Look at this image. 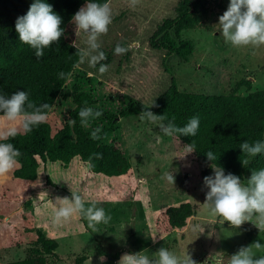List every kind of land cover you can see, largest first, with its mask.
<instances>
[{
  "label": "rangeland",
  "instance_id": "rangeland-1",
  "mask_svg": "<svg viewBox=\"0 0 264 264\" xmlns=\"http://www.w3.org/2000/svg\"><path fill=\"white\" fill-rule=\"evenodd\" d=\"M179 1L139 0L135 7L130 6V0L109 1L112 23L99 41L101 50L110 52L108 71L100 74L98 65L90 68L87 63L74 68L45 122L53 133L62 127L75 106L74 87L80 86L97 107L114 117L115 130L106 134L105 142L122 151L130 169L120 177L95 175L74 158L66 167L60 162L41 163L33 181L15 178L18 166L0 176V263L33 259L39 264L32 252L40 248L37 229L53 241V254L45 256L47 264H76L82 256L86 258L83 264H101V255L106 257L104 264H118L125 253L148 250L151 257L162 247L177 255L188 251L196 264H227L228 257L241 247L257 241L264 245V232L253 224L245 222L238 229L203 205L208 191L204 178L214 175L212 167L193 153L187 155L185 145L163 135L158 124L139 119L144 108L151 111L154 101L170 86L172 76L178 89L187 93L247 96L264 90V46L235 48L221 36L219 17L230 0H204L208 12L203 28L182 33V38L194 45L188 62L150 48L157 28L176 16ZM68 31L72 44L85 46L86 36L83 32L76 35L74 23ZM117 45L126 51L116 54ZM244 80L250 82L249 90L245 85L237 87ZM129 99L140 112L122 116ZM260 168H264V153L250 157L241 181ZM170 172L175 184L163 178ZM71 190L84 197L85 207L95 204L104 208L112 217L110 223L98 225L97 233L79 214L54 224L56 198H71ZM184 204L192 206L195 215L183 228L173 229L168 212ZM194 225H199L198 231H193ZM253 251L257 257L264 256V248Z\"/></svg>",
  "mask_w": 264,
  "mask_h": 264
},
{
  "label": "trees",
  "instance_id": "trees-1",
  "mask_svg": "<svg viewBox=\"0 0 264 264\" xmlns=\"http://www.w3.org/2000/svg\"><path fill=\"white\" fill-rule=\"evenodd\" d=\"M109 1L44 0L62 18L61 27L65 34L58 43L44 49L43 58L37 59L35 50L20 42L15 30L17 18L27 13L34 0H0V92L11 96L17 91H26L37 106L53 105L68 79H60L58 73H72L78 59L75 56L77 49L68 40V27L73 16L89 2L102 4ZM175 12L174 18L165 19L157 28L150 38L149 46L164 52L166 57H176L186 63L194 53V45L192 41L183 39L182 33L203 28L208 11L204 0H180ZM103 52L106 60L101 63L108 64L110 52ZM241 85H245L248 90L251 88L248 80L241 81L237 87ZM73 102L75 106L68 112L67 121L56 132L53 133L51 126L43 122L30 132L23 131L3 141L14 144L21 153L18 167L13 172L15 178L33 181L38 177L41 163L60 162L66 167L74 158L86 164L91 174L120 177L128 172L130 165L122 151L105 142L106 134L115 130L114 117L97 107L91 96L78 85L74 87ZM153 104L156 105L151 108L154 114H166L169 120L175 117L177 126L182 127L190 118L198 116L200 127L195 137H174L184 145L194 141L193 155L209 164V168L215 164L222 167L225 174L232 173L240 179L244 177L247 163L243 164V161H248L250 156L243 154L240 145L263 141L264 90L247 96L187 93L178 89L172 76L170 86ZM85 106L102 111L103 115L95 119L98 122L96 125L81 126L78 113ZM138 112L136 103L129 99L128 107L121 111V115L130 116ZM70 119L75 123L70 124ZM97 127L101 128L100 139L94 140L91 132ZM208 151L214 153L215 161L207 159ZM94 154H100L102 158L97 159ZM193 215L194 208L189 204L171 208L168 212L169 225L173 229H181ZM36 235L40 248H34L33 255L39 259V264H47L45 256L53 254V241L39 229ZM85 260L82 256L76 259V264H83ZM0 264L36 263L33 259H23Z\"/></svg>",
  "mask_w": 264,
  "mask_h": 264
},
{
  "label": "clouds",
  "instance_id": "clouds-1",
  "mask_svg": "<svg viewBox=\"0 0 264 264\" xmlns=\"http://www.w3.org/2000/svg\"><path fill=\"white\" fill-rule=\"evenodd\" d=\"M138 2L139 0H130V6L135 7ZM62 23V18L54 12L50 4L44 0H34L27 13L17 18L15 30L19 41L34 49L36 58L41 59L44 56V49L49 48L53 43H58L64 36ZM72 23L75 24L76 35L83 32L86 36L84 47H78L76 43L72 45L77 49L75 56L78 57L74 68H79L85 63L90 68H96L99 64V73H106L108 65L101 63L106 60V56L101 51L102 45L99 41L103 35L107 34L112 23L110 2L87 3L73 16ZM218 26L225 43L232 47L259 48L264 46V0H230L228 9L219 17ZM114 51L116 54H122L126 49L117 45ZM71 74V72L67 74L60 72L58 77L60 79L70 78ZM89 75L93 73L90 72ZM84 103L87 104L86 101ZM155 106L153 104L151 108ZM51 107L52 105L49 104L37 106L29 99L26 91H17L11 96L0 92V124L4 125V130L0 131V176L11 173L18 166V157L21 155L14 144L3 141L14 138L21 130L30 132L34 126L45 122ZM149 109L144 108L139 119L158 124L163 135L168 137L196 136L200 127L198 116L190 118L181 127L175 124V117L169 120L166 114L157 115ZM102 115V111L88 106L81 108L78 113L82 127H89L92 120ZM69 123L74 124L75 121L70 119ZM100 132L101 128H95L91 132V138L100 139ZM240 149L243 154L255 157L264 153V141L244 142L240 145ZM183 150L187 155L194 153V141L185 145ZM94 156L97 159L102 158L100 154H94ZM206 156L209 161L216 160L211 151H208ZM246 163L247 160H244L243 164ZM212 169L214 175L204 178V185L208 191L203 205L212 215L222 217L231 226L239 229L245 222H249L260 232H264V168L252 170L251 177L243 182L232 173L225 174L220 166L213 164ZM163 178L175 184L173 173H166ZM71 193V198H56L54 224L67 222L74 215L79 214L86 219L88 228L93 233H97L99 232L98 225L110 223L112 217L106 214L104 208L97 207L95 204L85 207L84 197L72 190ZM198 229L199 225L193 226L194 232ZM262 248L264 245L259 241L250 246L241 247L236 254L228 257L227 264H264V256L257 257L253 251V249ZM148 252V250H143L138 253H125L119 259L118 264H196L188 251L177 255L162 247L151 257ZM99 259L101 264H104L106 257L101 255ZM205 264H209V261Z\"/></svg>",
  "mask_w": 264,
  "mask_h": 264
}]
</instances>
